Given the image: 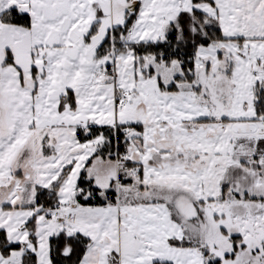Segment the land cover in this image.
Masks as SVG:
<instances>
[{
	"label": "snow or ice",
	"instance_id": "1",
	"mask_svg": "<svg viewBox=\"0 0 264 264\" xmlns=\"http://www.w3.org/2000/svg\"><path fill=\"white\" fill-rule=\"evenodd\" d=\"M0 264H264V0H0Z\"/></svg>",
	"mask_w": 264,
	"mask_h": 264
}]
</instances>
